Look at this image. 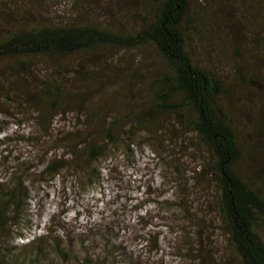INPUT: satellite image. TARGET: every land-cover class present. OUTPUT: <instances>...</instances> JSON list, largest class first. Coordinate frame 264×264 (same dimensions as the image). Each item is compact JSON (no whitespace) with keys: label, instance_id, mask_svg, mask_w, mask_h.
<instances>
[{"label":"rangeland","instance_id":"374dc122","mask_svg":"<svg viewBox=\"0 0 264 264\" xmlns=\"http://www.w3.org/2000/svg\"><path fill=\"white\" fill-rule=\"evenodd\" d=\"M4 1L12 4V0ZM14 1L26 9L23 20L101 22L130 30L142 24L146 3ZM150 1L154 16L161 3ZM196 3L207 23L199 36L202 41L198 35L192 38L193 57L212 70L228 89L227 112L239 152L234 169L264 198V41L254 42L264 35V0ZM43 62L45 70L47 61ZM64 62L68 65L66 77L71 79L66 82L69 96L65 99V114L53 122V135L63 136L65 141L73 139L75 127L83 130V124L77 123L89 122V109L99 111L97 129L90 132L97 143L106 141L97 134L98 127L110 123V119H117L120 128H127L135 120H148L157 123L160 132L154 135L136 131L127 147L121 144L125 135L118 128L117 145L108 144L102 157L85 166L94 168L95 175L79 169L45 174L41 172V155L48 150V158L62 150L42 136L33 117L17 113L0 97V182L23 170L29 191L18 224L0 230L1 248L22 246L35 238L47 245L56 237L62 247L72 241L81 258L83 242L93 255L104 245H120L134 264H238L237 258L228 253L226 231L214 207L220 197L216 156L194 132L187 133L180 127L179 118L158 113L149 102L150 77L168 71L169 66L148 47H102ZM4 64L0 63V69ZM4 71L0 70V78L8 76L10 81L17 77L10 68L4 67ZM179 112L186 122L196 119L191 107L185 106ZM22 160L25 163L20 165ZM261 233L264 236V227ZM102 261L123 264L119 254L108 255Z\"/></svg>","mask_w":264,"mask_h":264},{"label":"trees","instance_id":"16d2710c","mask_svg":"<svg viewBox=\"0 0 264 264\" xmlns=\"http://www.w3.org/2000/svg\"><path fill=\"white\" fill-rule=\"evenodd\" d=\"M3 1L4 10L0 8V63L5 64L0 70L5 72L4 67L10 68L17 77L10 81H7L8 76L0 78V97L12 104L17 113L33 117L42 136L53 140L56 148L62 150V153L46 158V149L44 156L41 155L40 162L44 164L41 172L57 174L63 170L76 172L79 169L95 175L94 168L89 170L85 166L102 157L108 144L117 145L119 141V137H115V131L120 128L117 119H110V123L98 127L97 134L106 140L103 144L97 143L91 137L93 134L90 136V132L97 129L96 118L99 115V111L96 113L90 109L89 122L77 123L83 124V130L75 127L73 139L65 141L63 136L53 135V122L57 116L65 114V99L69 96L66 82L71 79L66 77L68 65L64 61L102 47L114 46L125 50L148 47L169 66L168 71L149 76L150 104L158 113H169L179 118L180 127L187 133L194 132L216 156L220 197L214 207L221 227L226 231L228 253L237 258L238 264H264V236L261 233L264 198L234 169L239 152L227 112L228 89L212 70L193 57L190 47L192 38L199 37L207 23L196 0H160L161 8L156 9L154 16L150 13L151 1L145 0L142 24L134 30L101 22H32L22 19L26 9L20 3ZM208 18L212 20L213 17ZM199 40L202 41L200 37ZM254 40L261 43L264 35ZM42 60L47 61L45 70L42 69ZM73 77L75 79L77 75ZM185 106L194 110L195 120L186 122L179 112ZM135 110L134 107L132 112ZM121 128L118 130L125 138L121 137L123 141H120L127 147L133 142L136 131H149L154 135L160 132L157 123L142 119ZM24 163L22 160L20 165ZM19 171L20 175L0 182V230L18 224L26 207L29 191L24 185L23 170ZM99 235L103 237L104 233ZM32 240L22 246H0V264H103L106 256L116 254L123 264H134L123 247L114 244L110 247L108 242L94 255L82 242L80 247L84 254L81 258V252L74 249L72 241L62 247L56 237L47 245L38 238ZM219 260L225 262V259Z\"/></svg>","mask_w":264,"mask_h":264}]
</instances>
